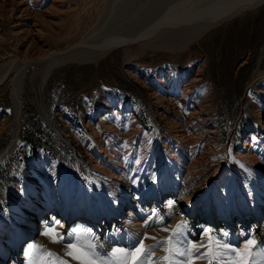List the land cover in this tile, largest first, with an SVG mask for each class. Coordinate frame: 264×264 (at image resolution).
<instances>
[{
	"label": "rangeland",
	"instance_id": "rangeland-1",
	"mask_svg": "<svg viewBox=\"0 0 264 264\" xmlns=\"http://www.w3.org/2000/svg\"><path fill=\"white\" fill-rule=\"evenodd\" d=\"M241 1L119 0L116 3V0H107L103 5L97 3L98 6L94 3L96 12L103 8L99 16L108 18L100 26L99 30L102 31L93 40H89V45L84 48L87 52L53 69L42 88V65L28 70L26 74L21 93L23 111L20 133L14 149L0 164V218L6 222H12V217L17 218L19 209L14 202L16 197L24 196V185H42L46 192H49L52 185L58 191H70L74 194L78 191V194L85 195L92 193L91 188L86 187V181H89L99 191H103L100 181L111 183V179L104 168L106 157H96L100 143L103 144L101 148L105 149L118 137L120 143L111 150L113 161L119 158L115 157L117 153L124 154L122 159L127 165L126 173L130 175L136 173L135 168L159 144L164 142L163 148L167 153L168 143H173L172 147L177 145L175 141L184 145L172 135L171 120L182 121L184 113H189L190 105L177 100L181 91L172 94V99H165L164 102L158 100L167 96L168 86L175 85L182 88L189 86L186 92H190L189 96L193 95L192 97L203 91L206 101L209 99V102L217 105L213 126L209 127L207 124V127L203 126V130L208 133L210 129H216V137L220 138L221 149H218L223 152L225 160L228 159L235 168H241L264 182L263 173L247 164L244 154L252 151V155L256 154L264 162V0L236 15L233 13L227 18L219 17L225 15V8L233 4L237 5L234 6L237 10L242 6L239 4ZM245 1L241 4L244 5ZM87 4L85 0H65L63 10L69 12L58 15L55 18L56 24L43 36L44 54L49 51H70L90 31L95 22L92 21L94 19L86 21L84 10L91 9ZM48 7L50 5L25 0L23 10L26 13L21 16L17 11L11 16L9 4L6 8L0 7V76L9 67L11 58L22 56L26 49L30 51V55L33 54L36 46L29 45L34 38L32 23ZM167 13L173 16L165 19L166 25L163 23V28L167 29L170 25L174 29L185 28L184 31L178 30L172 34L171 46L143 48L138 44L141 34L149 32L146 28H150L156 19L168 16ZM146 14L150 19H137ZM161 29L154 32L158 33ZM19 31L24 34H19ZM195 31H200V35L191 42ZM163 34L168 37L171 33ZM113 39L128 41L130 49L110 46L107 42ZM104 46L105 50L102 51ZM34 71L35 77H32ZM5 84V87L0 86V123H3L0 128V152L11 142L13 132L11 125L14 106L9 97L10 78ZM259 109H263L262 114H259ZM45 113L49 120L44 118ZM134 114L139 119L138 123L132 119ZM104 121L111 124V130L103 126ZM94 129L98 131L97 138L93 135ZM125 132H129L130 136L125 138ZM244 143L251 144V149L246 150L248 144ZM207 144L209 146L210 143ZM195 149L190 151L198 156L202 148ZM170 156L175 154L171 153ZM221 158L219 155L215 160ZM145 161L151 165L144 177L134 176L133 190L137 188L142 192L146 191L155 174L153 154L151 159L148 156ZM225 168L231 171L232 165L226 162ZM173 194V198L178 196L176 192ZM62 204H65L64 201ZM75 204L81 205L77 202ZM261 212L264 215V208ZM178 225L171 236L166 238L170 249L167 252L169 263L175 259L177 240L183 232V227ZM34 230L35 227L30 237L33 242L26 245L22 264H86L88 261L101 264L98 258L92 256L90 245L94 244L86 232L80 230L75 242L63 241L59 251L46 245L44 241H39L42 234L39 227L35 232ZM57 239L59 238L54 234L52 240ZM204 243L207 251L210 246L212 252H216L215 256H223L221 254L224 253L225 246L223 248L217 240L213 242L211 239L209 243L206 240ZM69 244L73 246L66 247ZM256 249H231L225 257L232 263V256L236 255L237 260L233 264H264V250ZM95 250L99 252L98 249ZM68 252L72 256L67 255ZM122 254L118 251L104 256L107 258L106 264L107 261L110 264H143V257L137 260L138 253ZM208 254V262H211L213 255L209 251ZM75 256L81 259H74ZM12 260L13 258L9 259L5 264H10Z\"/></svg>",
	"mask_w": 264,
	"mask_h": 264
},
{
	"label": "bare ground",
	"instance_id": "bare-ground-1",
	"mask_svg": "<svg viewBox=\"0 0 264 264\" xmlns=\"http://www.w3.org/2000/svg\"><path fill=\"white\" fill-rule=\"evenodd\" d=\"M34 1L38 2L39 5H50L44 13L37 15L34 23H32L34 28L31 32H33L32 36L34 38H32L31 44L29 42V45H35L36 49H33V54L31 55L30 51L26 49L23 51L22 56L16 55L11 58L9 67L2 71L0 76V86L5 84V81L10 78L11 88L9 97L14 106V117L11 125L13 127L12 140L6 149L0 152V164L14 149L15 141L18 139L20 133V121L23 111L21 93L28 70L43 66L42 88L53 69L75 58V56L81 57L83 52H87L84 48L89 45V40H93L98 32L102 31L99 30L100 26L102 27L106 18H108L107 16L106 18L99 16L103 8L96 12L97 10L95 11L94 7L97 3L99 5L102 3L103 5V2L107 0H85V3L88 2L87 5L91 6V9L88 10L84 8L86 21L94 19L92 21L95 22V25L90 31H87L83 39L76 43L70 51H47L48 53L44 54L43 36H46L47 30L56 24L57 20L55 18L60 14H66L69 10H63L65 0ZM118 1L116 0V3ZM133 1L135 2V0ZM246 1L244 5L238 2L242 6H239L237 10L235 9L237 7L235 4L225 8L226 14L219 17L227 18L233 13L236 15V13H241L263 0ZM24 2L25 0H0V7L6 8V5L9 4L11 16L14 15L15 11L21 16L26 13V10H23ZM113 4L111 3V5ZM169 14L163 19H156L150 28H146L149 32H143L144 34H141V39L137 43L142 45L143 48L158 45L171 46L172 34L177 33L178 30L184 31L185 28L174 29L171 25L167 29H165L166 27L163 28L162 24L166 25L165 19L172 15ZM137 17H140V15L138 16L137 14ZM148 18L150 19L146 14L145 17L142 15V18L137 19L141 21V19ZM82 20L85 19L83 18ZM159 29H161L160 32H154ZM163 33L171 34L168 37H164ZM19 34H24V32L19 31ZM199 35L200 31H195L191 42H194ZM123 39H113L114 41H108L107 43L110 46H123L129 50L130 43L123 41ZM101 50L104 51L105 46ZM94 53L95 51L91 54ZM32 77H35V71ZM5 85L3 86L5 87ZM188 87L186 85L184 88L180 85L168 86L167 96L158 98L160 102H164L165 99H172L170 98L172 94L181 91L182 94L178 95L180 98L177 99L176 96L174 98L181 101V103L190 105V110L188 114L184 113L181 118L182 121L169 119L172 121V135L179 138L184 145H180L175 141L177 145L172 147L173 145L171 146V144L173 143H168V148H166L169 153H167L163 148V142L158 145L159 147H154L153 152L151 151L152 153L150 152L151 154L148 155L150 159L152 154L154 156L153 171L155 174L151 178L150 185L146 191L142 192L137 188L133 190L132 179L135 175L144 177L147 174L149 165H151L150 162L145 161L148 156L144 157L145 159H143L138 168H135L136 173L130 175L126 173L127 165L123 161L124 158L122 159L124 154L119 155L117 153L115 157L119 158L115 162L113 161L114 156L111 150L115 149V145L120 143L118 137L113 139L111 146L105 149L101 148L103 144L100 143L96 157H106L104 168L107 170L106 172L111 179V183L100 181L104 190L99 191L91 182L86 181V187L89 186L92 193H86L85 195L78 194V191L75 194L70 191H58L52 185L48 189L49 192H46L45 187L42 185H24V196L16 197L14 202L19 209V214L16 215L17 218L12 217V222H6L0 218V262L7 259L9 255L14 254L10 258H13L9 262L10 264L24 263L26 252L23 247L32 241L30 240V235L34 227V232L38 227L42 231V234L38 238L39 241H44L46 245L55 247L59 251L61 250V246H63L61 245L63 241H76L80 231L74 232V229L86 232L102 256H109V254H112L113 249H123L124 251H120L121 254L136 253L133 250L143 241V248L147 249L151 247L153 249L150 255L145 253L143 260H141L143 264H233L237 260L236 255L232 256V263L225 257V254L231 249L248 247L251 251L256 248L263 251L264 215L261 210L264 208V182L259 178L252 177L251 174L241 170V168H239L240 170L235 168L228 159L225 160L222 155L223 152L219 151L221 148H219L220 138L216 137L217 130L210 129L208 133L203 130V126L208 124L210 127V125L214 124L218 110L217 105L212 101L209 102V99L207 102L205 92L203 91H200L198 96H189L190 92H186V88L188 89ZM259 111V114H262L263 109H259ZM44 118L49 120V116L46 113ZM132 119L135 122L137 121V123L139 122L135 114L132 116ZM2 125L3 123L1 122L0 128L3 127ZM103 126L106 129H112L109 122L104 121ZM131 131L133 132V130ZM93 135L97 138L99 136L98 131L94 129ZM135 135L132 136L133 139ZM124 136L125 138L130 136L129 132H125ZM207 142L210 143L209 146ZM244 145H247L246 150L251 146L249 143H244ZM193 147L194 149L195 147L202 148L198 156H194L190 151L194 150ZM175 151L179 155H176ZM251 152L247 151L244 153L246 157L245 162L253 166V169L256 168L258 171H261L264 175V162L256 154L252 155ZM171 153H174L175 156H170ZM141 155L144 154L142 153ZM219 155L223 159L215 160ZM92 157L94 158V156ZM226 162L232 165L231 171L226 170ZM33 169L36 168L34 167ZM174 192L178 193L176 198H173L175 197ZM108 194H111V196L108 197ZM63 201L65 204H62ZM76 202L81 205L77 206ZM53 204L58 205V207ZM73 204H75V207H73ZM184 206L185 209L183 208ZM57 209L61 210L58 211ZM178 224L183 227V232L177 240L176 255L174 254L175 259H172L171 263H169L167 259H161V257L167 256V252L170 251L166 238L171 236L173 229ZM165 228L167 231L164 230ZM53 233L58 238H62V242H54L52 240ZM152 237L156 239H151ZM24 238L26 239V244L17 246V243L23 241ZM211 239L213 242L217 240L222 244V247L223 245H227L228 247H223L224 253L221 254L223 256L218 257L215 256L216 252H212L209 246L208 251L213 255V258L211 262H208L209 254L204 242L207 240L209 243ZM250 240L253 241L252 244L248 243ZM50 241H53V243H50ZM158 241H164L162 247L158 244ZM245 243L248 245L245 246ZM183 245H186V247H183ZM194 245L198 246V253L196 248L193 247ZM185 249L188 251L187 257L180 256L179 253ZM20 251L23 252L21 253ZM197 255L200 258H197ZM5 263L6 261L3 264Z\"/></svg>",
	"mask_w": 264,
	"mask_h": 264
},
{
	"label": "snow or ice",
	"instance_id": "snow-or-ice-1",
	"mask_svg": "<svg viewBox=\"0 0 264 264\" xmlns=\"http://www.w3.org/2000/svg\"><path fill=\"white\" fill-rule=\"evenodd\" d=\"M177 227H179V225ZM164 230L167 231L166 228ZM73 231L74 232H79L80 230L79 229H74ZM151 239H154L155 240L156 238L155 237H152ZM54 242H62V238H59V239L55 240ZM163 243H164V241H158V244L161 247H162ZM189 243H191V242H189ZM248 243L249 244H252L253 241L250 240V241H248ZM142 245H143V241H141L140 242V245H138L137 248L133 250L134 252L138 253L137 260H140L145 255V253H148L150 255L152 253V251H153V249L151 247L145 249V248L142 247ZM72 246H73L72 244H69L66 247L71 248ZM29 247H32V246L30 245ZM193 247L196 248V251L198 253L199 252L198 246L194 245ZM225 247L227 248L228 246L225 245ZM90 251H91L93 257L98 258L100 260L101 264H106V259L107 258L104 257V256H102L99 252H97L95 250V245H90ZM118 251H124V250L123 249H113V252H118ZM232 251H239V250L238 249H234ZM67 255L72 256V253L71 252H68ZM110 255L111 254H109V256ZM179 255L182 256V257H187V255H188L187 249H185L184 251H181L179 253ZM73 258L74 259H77V260H80L81 259V257H79V256H75ZM167 258H168L167 256L161 257V259H167ZM197 258H200V256L197 255ZM86 264H92V261H88V262H86ZM107 264H110V261H107Z\"/></svg>",
	"mask_w": 264,
	"mask_h": 264
}]
</instances>
